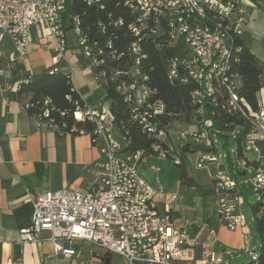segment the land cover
Instances as JSON below:
<instances>
[{
	"label": "built area",
	"instance_id": "1",
	"mask_svg": "<svg viewBox=\"0 0 264 264\" xmlns=\"http://www.w3.org/2000/svg\"><path fill=\"white\" fill-rule=\"evenodd\" d=\"M67 1L0 0V47L7 38L13 46L6 60L0 51V72H3L4 61L10 68L29 55L35 36L50 52L51 66L57 68L66 58L71 39L89 61L92 72L104 64L105 50L97 40H90L81 18L78 15L66 17ZM85 1L90 6L104 7L102 0ZM125 6L133 18L128 29L136 38L131 45L135 62L125 73L131 75L132 80L123 81L117 90L129 101L133 119L154 139L157 156L180 165L184 146L192 142L203 145L204 149L196 155V167H215L212 179L220 225L241 231L244 238L253 241L255 237L247 230L248 218L242 209L245 201L235 174L246 171L248 175L255 168L247 183L260 196L257 202L261 217L264 215L261 163L264 161V86L259 93V108L254 110L239 94L240 81L232 68L241 50L239 40L248 41V33L254 34L250 27L253 10L263 7L264 1L253 0L246 4L243 0H128ZM112 23L122 26L124 20L120 18ZM100 26L104 31L105 26ZM260 35L264 44V32ZM147 40L157 48L182 45L188 50L182 58L170 60L169 78L190 80L196 85L192 92L195 114L191 124L174 121L160 125V119L167 113L166 106L155 98L156 91L141 69L146 55L140 43ZM107 46L112 48L113 45L108 42ZM105 75L101 72L94 77L98 82ZM119 75L120 72L115 73ZM19 84V81H8L6 90L15 93ZM207 103L243 117L248 128L244 131L245 126H236L229 133L233 137L242 134V142L253 155L252 158L247 156L243 149V156L231 170L223 163L224 155L218 152V140L211 131L217 134L219 131L209 116ZM77 110L78 119L87 117L96 124L92 141L102 156L97 162L100 177L85 192L61 188L39 193L34 202L32 223L20 229V240L36 244L50 240L55 255L70 257L77 252L76 243L85 241L124 257L129 264H191L197 260L222 264L223 258L215 243L190 237L167 205L165 210L160 208L159 193L138 174V166L147 157L145 152H125L113 136L115 117L109 102ZM44 114L49 116V111ZM39 123L55 129L47 122ZM181 123L191 129L171 128ZM45 233H48L47 238ZM209 234L217 239L216 230L211 229ZM245 251L251 262L258 263L260 250L246 248Z\"/></svg>",
	"mask_w": 264,
	"mask_h": 264
},
{
	"label": "crops",
	"instance_id": "2",
	"mask_svg": "<svg viewBox=\"0 0 264 264\" xmlns=\"http://www.w3.org/2000/svg\"><path fill=\"white\" fill-rule=\"evenodd\" d=\"M244 2L251 4L253 0ZM250 27L254 32L253 35L252 31L248 33L251 51L264 60V44L260 35L264 32V6L253 10ZM6 40L8 42H3L0 47L4 60L13 49L11 40ZM253 43L262 53L252 48ZM16 65L20 67L17 76L21 77L28 72L39 73L52 65L51 54L35 36L31 52L26 58L18 60ZM11 67L6 66L0 72V264H129L124 257L108 253L85 241L76 243L77 252L70 257L55 255L50 240L45 239L37 244L20 240V229L32 223L36 196L61 188L87 191L100 177L97 162L102 156L90 134L58 135L55 129L40 124L30 116L24 103L6 90L7 82H14ZM58 70L71 75L74 86L87 106L94 107L104 100L105 94L89 68V61L76 47L73 39L69 42L66 58L61 60ZM126 144L121 148L124 149ZM188 145L190 152L196 155L204 149L203 145L194 142ZM153 155L157 158L147 156L137 169L140 177L151 188L155 187V181H161V168L166 160ZM183 156L182 165L187 160V153H183ZM214 173L215 167L210 166L208 184H201L195 179L205 190V195H201L195 188L182 185L179 180V194L168 193L165 197L164 193L158 195L160 208L165 210L167 205L190 237L215 243L218 254L223 258L222 264H258L251 262L245 251L246 248L257 249L255 242L258 240L248 215L247 230L255 237L253 241L244 238L241 231H232L220 225L213 190ZM211 229L217 232L216 240L209 234ZM47 236L48 233H45ZM191 264L207 263L197 260Z\"/></svg>",
	"mask_w": 264,
	"mask_h": 264
},
{
	"label": "trees",
	"instance_id": "3",
	"mask_svg": "<svg viewBox=\"0 0 264 264\" xmlns=\"http://www.w3.org/2000/svg\"><path fill=\"white\" fill-rule=\"evenodd\" d=\"M126 1L128 0H102L104 7L101 8L96 5L90 6L85 0H68L66 17L78 15L90 40H97L105 50L104 64L95 68L93 73L97 75L105 72L106 74L105 77L99 78L98 84L105 94L103 101L109 102L110 110L115 117L113 128L127 143L124 151L142 150L146 156H150L156 154L153 149L154 139L145 134L140 124L133 119L129 101L117 90L123 81L132 80L131 75L125 73L129 72L135 62L131 45L136 38L128 29V24L133 21V18L129 8L125 6ZM120 18L124 20V25L110 24L113 20ZM100 24L105 26L104 31ZM108 42L112 43V48L107 46ZM238 45L241 50L238 52L232 72L240 81L239 94L254 110H258L259 93L264 86V60L251 51L247 39H240ZM140 46L142 53L146 55L142 60L141 69L149 77V85L156 91L155 98L166 106L167 113L160 119V125L174 121L191 123L195 114L192 92L196 89V85L190 80L182 82L181 78L174 80L169 78L170 60L174 57L182 58L188 50L182 45L157 48L149 40L142 41ZM19 68V65L15 63L10 69L13 81L20 82L14 97L24 103L30 116L39 122L53 125L58 135L87 133L92 138L95 137L96 124L87 117L82 119L76 117L77 108L84 109L87 105L74 86L70 74L58 70V67L50 66L39 73L28 72L20 77L17 76ZM116 72H120L121 75L115 76ZM206 106L215 128L219 131L218 135L226 138L227 142H229V133L236 126L246 125L243 117L237 114H228L219 106L210 103ZM46 110L49 111V116H45ZM244 128V131L248 130L247 126ZM242 137V134L237 137L239 156H243ZM181 150L183 153L190 152V145L187 144ZM181 167V184L195 188L201 195H205V190L195 178L188 170L183 169V165ZM259 210L260 203L256 202L252 206L255 229L264 242V215L259 217ZM171 213L175 216L173 211ZM258 264H264V243L260 249Z\"/></svg>",
	"mask_w": 264,
	"mask_h": 264
},
{
	"label": "rangeland",
	"instance_id": "4",
	"mask_svg": "<svg viewBox=\"0 0 264 264\" xmlns=\"http://www.w3.org/2000/svg\"><path fill=\"white\" fill-rule=\"evenodd\" d=\"M244 1V0H243ZM4 42H8V40H5ZM252 48L258 52L262 53V50L253 43ZM1 67L6 68L5 64H1ZM261 100V98H259ZM176 122V121H175ZM191 124V123H190ZM193 127V126H192ZM171 128L173 130H179V129H186L191 128L188 125H185L183 123L172 125ZM212 135L217 138L218 140V152L222 155H224L223 163L224 165L231 170L232 166H236L239 162V142H238V136L233 137L231 134L229 135L230 140L227 142V139L224 137H221L217 134L215 130H212ZM113 135L118 140L121 147L124 146L125 140L121 137V135L115 130H112ZM242 150L244 149L245 153L249 157H253L251 152L247 150V146L245 143H241ZM195 148V146H194ZM148 158L154 159L157 158L154 155L148 156ZM165 159V158H164ZM262 167L264 168V161L261 162ZM164 165L161 168V181H155V187L153 188L155 191H157L159 194L164 193L167 195L168 193H177L179 194L180 185L179 180L181 176L182 167L176 163H174L173 160L166 159L163 163ZM146 165V164H145ZM183 169H186L189 171V173L194 176V178L201 184H208L210 182V178L208 175V172L210 170V166L204 167V168H198L196 167V154L194 152H188L187 153V160L185 161V164L183 165ZM253 168L250 172V174L245 176H240L237 172L235 174V179L240 183L243 198L245 201V204L243 206V211L246 215H248L249 221L253 224V229H255V220H254V213L252 211V206L259 200L260 196L253 190L250 184L247 183V180L251 176V174L254 172ZM161 202H164V198L161 200ZM256 231V229H255ZM257 232V231H256ZM257 241L255 242V245L257 246V249H261V245L263 244V240H261L258 232H257ZM117 256V255H113Z\"/></svg>",
	"mask_w": 264,
	"mask_h": 264
},
{
	"label": "water",
	"instance_id": "5",
	"mask_svg": "<svg viewBox=\"0 0 264 264\" xmlns=\"http://www.w3.org/2000/svg\"><path fill=\"white\" fill-rule=\"evenodd\" d=\"M240 176H245L246 175V171H242L240 173H238Z\"/></svg>",
	"mask_w": 264,
	"mask_h": 264
}]
</instances>
